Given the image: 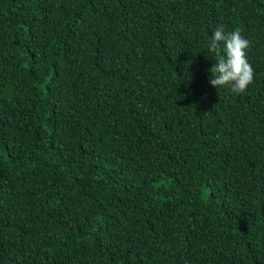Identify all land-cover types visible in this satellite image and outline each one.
<instances>
[{
    "label": "trees",
    "instance_id": "trees-1",
    "mask_svg": "<svg viewBox=\"0 0 264 264\" xmlns=\"http://www.w3.org/2000/svg\"><path fill=\"white\" fill-rule=\"evenodd\" d=\"M0 264H264V0H0Z\"/></svg>",
    "mask_w": 264,
    "mask_h": 264
}]
</instances>
